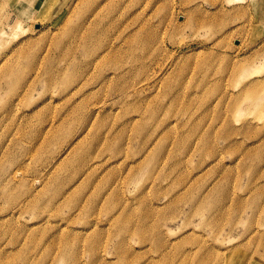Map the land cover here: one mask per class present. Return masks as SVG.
<instances>
[{
    "label": "rangeland",
    "instance_id": "1",
    "mask_svg": "<svg viewBox=\"0 0 264 264\" xmlns=\"http://www.w3.org/2000/svg\"><path fill=\"white\" fill-rule=\"evenodd\" d=\"M0 264H264V0H0Z\"/></svg>",
    "mask_w": 264,
    "mask_h": 264
},
{
    "label": "bare ground",
    "instance_id": "2",
    "mask_svg": "<svg viewBox=\"0 0 264 264\" xmlns=\"http://www.w3.org/2000/svg\"><path fill=\"white\" fill-rule=\"evenodd\" d=\"M257 83H258L257 81H254V82H252V83L250 84V86H251V87H256ZM16 176H17V172L14 173V176H13V177H16Z\"/></svg>",
    "mask_w": 264,
    "mask_h": 264
}]
</instances>
